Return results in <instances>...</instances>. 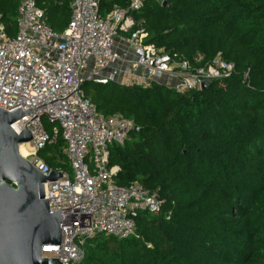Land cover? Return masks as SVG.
Returning <instances> with one entry per match:
<instances>
[{
	"label": "trees",
	"instance_id": "trees-1",
	"mask_svg": "<svg viewBox=\"0 0 264 264\" xmlns=\"http://www.w3.org/2000/svg\"><path fill=\"white\" fill-rule=\"evenodd\" d=\"M130 1L100 0V13ZM71 2L37 0L57 33L69 24ZM17 9L18 0H0L11 36ZM132 14L147 43L194 65L221 53L236 70L187 92L158 82L83 83L99 112L139 126L110 145L116 182L157 191L162 206L136 211L127 238L88 237L79 264H264V0H144ZM64 149L59 138L39 154L69 170Z\"/></svg>",
	"mask_w": 264,
	"mask_h": 264
},
{
	"label": "built area",
	"instance_id": "built-area-1",
	"mask_svg": "<svg viewBox=\"0 0 264 264\" xmlns=\"http://www.w3.org/2000/svg\"><path fill=\"white\" fill-rule=\"evenodd\" d=\"M143 4L131 0L127 8L116 6L102 16L100 0H72L71 19L62 33L53 30L37 0H18L13 36L0 14V107L25 113L11 124L17 133L26 127L32 134L24 157L45 175L62 173L46 181L50 209L62 215V241L44 245L42 254L62 262L56 259V264H79L86 239L96 233L131 236L136 228L131 211L159 212L162 206L157 191L138 182H116L120 167L110 165V145L123 144L138 125L122 114L99 112L83 83L148 87L158 82L187 92L236 70L221 53L194 65L147 43V30L132 14ZM118 36L121 45L116 47ZM59 138L65 142L69 170L50 167L39 154Z\"/></svg>",
	"mask_w": 264,
	"mask_h": 264
},
{
	"label": "water",
	"instance_id": "water-1",
	"mask_svg": "<svg viewBox=\"0 0 264 264\" xmlns=\"http://www.w3.org/2000/svg\"><path fill=\"white\" fill-rule=\"evenodd\" d=\"M212 82L203 81L201 89ZM24 115L21 109L0 107V264L62 263L42 254L44 245L62 241V215L60 209H50L46 189V181L62 173L52 170L45 175L20 153V145L33 137L28 128L17 133L11 124Z\"/></svg>",
	"mask_w": 264,
	"mask_h": 264
},
{
	"label": "bare ground",
	"instance_id": "bare-ground-1",
	"mask_svg": "<svg viewBox=\"0 0 264 264\" xmlns=\"http://www.w3.org/2000/svg\"><path fill=\"white\" fill-rule=\"evenodd\" d=\"M31 143L27 142V143H23L20 145V153L22 155H26L27 151L30 149Z\"/></svg>",
	"mask_w": 264,
	"mask_h": 264
},
{
	"label": "crops",
	"instance_id": "crops-1",
	"mask_svg": "<svg viewBox=\"0 0 264 264\" xmlns=\"http://www.w3.org/2000/svg\"><path fill=\"white\" fill-rule=\"evenodd\" d=\"M121 45V38L118 36L115 38V46Z\"/></svg>",
	"mask_w": 264,
	"mask_h": 264
}]
</instances>
